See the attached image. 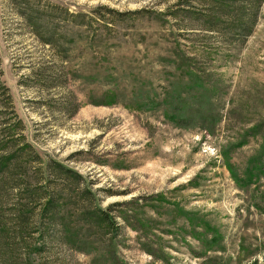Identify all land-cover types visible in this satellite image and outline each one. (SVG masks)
Returning a JSON list of instances; mask_svg holds the SVG:
<instances>
[{"label":"rangeland","instance_id":"obj_1","mask_svg":"<svg viewBox=\"0 0 264 264\" xmlns=\"http://www.w3.org/2000/svg\"><path fill=\"white\" fill-rule=\"evenodd\" d=\"M179 1L30 0L59 53L22 0H0L25 134L83 177L59 182L56 241L33 264H264V1L251 35L227 42L171 16ZM212 2H192L196 20Z\"/></svg>","mask_w":264,"mask_h":264},{"label":"trees","instance_id":"obj_2","mask_svg":"<svg viewBox=\"0 0 264 264\" xmlns=\"http://www.w3.org/2000/svg\"><path fill=\"white\" fill-rule=\"evenodd\" d=\"M11 1L16 3L20 0ZM193 1L180 0L169 14L176 19H184L187 24L192 19L200 20L204 23L201 29L217 33L227 42L231 38L246 39L251 35L264 0H213L202 20L195 19L198 10ZM22 2L25 5L19 15L32 33L62 53L57 31L51 32L48 21L44 19L45 11L39 13L31 6L30 0ZM65 12L85 20L86 14ZM118 14L125 16V13ZM64 54L67 55V49ZM3 74L0 58V264H33L31 251L37 252V257L42 256L46 246L56 241L54 232L62 222V181L70 180L80 187L83 177L57 161L45 160L29 142L25 122L16 110ZM75 110L76 107L72 113ZM80 195L85 199L91 196L84 188ZM98 213L100 220L110 227L113 220L107 212L99 209ZM35 235L40 239L37 243ZM64 238L63 234L60 235L58 243Z\"/></svg>","mask_w":264,"mask_h":264}]
</instances>
